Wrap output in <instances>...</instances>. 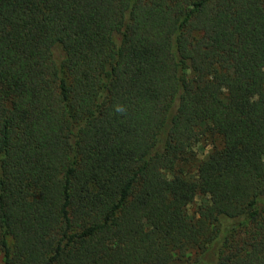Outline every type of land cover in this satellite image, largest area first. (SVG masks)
Masks as SVG:
<instances>
[{
    "label": "trees",
    "instance_id": "1",
    "mask_svg": "<svg viewBox=\"0 0 264 264\" xmlns=\"http://www.w3.org/2000/svg\"><path fill=\"white\" fill-rule=\"evenodd\" d=\"M0 264H264V0H0Z\"/></svg>",
    "mask_w": 264,
    "mask_h": 264
},
{
    "label": "rangeland",
    "instance_id": "2",
    "mask_svg": "<svg viewBox=\"0 0 264 264\" xmlns=\"http://www.w3.org/2000/svg\"><path fill=\"white\" fill-rule=\"evenodd\" d=\"M196 150L198 153V160L203 159L208 152L211 150V145L208 142H201L196 146ZM202 199L198 198L197 203L193 206H190L189 211L192 212L197 206L201 203Z\"/></svg>",
    "mask_w": 264,
    "mask_h": 264
}]
</instances>
